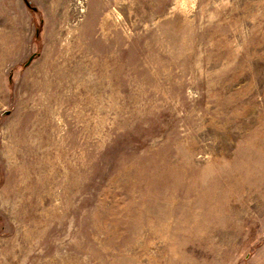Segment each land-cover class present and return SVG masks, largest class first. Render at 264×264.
<instances>
[{"label": "rangeland", "instance_id": "obj_1", "mask_svg": "<svg viewBox=\"0 0 264 264\" xmlns=\"http://www.w3.org/2000/svg\"><path fill=\"white\" fill-rule=\"evenodd\" d=\"M28 1L0 0V264H264V0Z\"/></svg>", "mask_w": 264, "mask_h": 264}, {"label": "water", "instance_id": "obj_2", "mask_svg": "<svg viewBox=\"0 0 264 264\" xmlns=\"http://www.w3.org/2000/svg\"><path fill=\"white\" fill-rule=\"evenodd\" d=\"M25 1H26V4H27L29 7L33 8L28 0H25ZM33 9L36 10V8H33ZM34 57H35V56H32V57L30 58V60H29V61L27 62V64H26L27 66L31 64V62H32V60L34 59Z\"/></svg>", "mask_w": 264, "mask_h": 264}]
</instances>
